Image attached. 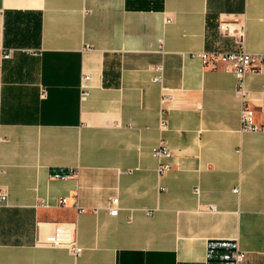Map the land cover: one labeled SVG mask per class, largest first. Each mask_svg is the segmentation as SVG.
Masks as SVG:
<instances>
[{"label":"crops","instance_id":"crops-1","mask_svg":"<svg viewBox=\"0 0 264 264\" xmlns=\"http://www.w3.org/2000/svg\"><path fill=\"white\" fill-rule=\"evenodd\" d=\"M239 46L264 54V0H0V264H264V66L242 131L233 73L196 56Z\"/></svg>","mask_w":264,"mask_h":264},{"label":"built area","instance_id":"built-area-1","mask_svg":"<svg viewBox=\"0 0 264 264\" xmlns=\"http://www.w3.org/2000/svg\"><path fill=\"white\" fill-rule=\"evenodd\" d=\"M218 28L221 34L232 35V29H230L226 23L219 24ZM11 52L12 50L4 51L2 53V58H10ZM196 56L199 58L204 68L212 70L222 69L226 72L233 73L236 79L235 94L242 100V108L240 111V130L249 132L262 130L263 128L254 124L253 111L248 106L246 101L243 100L246 97V90L244 86L245 74L248 72L258 71L262 66H264V54L247 53L241 46H239L235 50L202 51L196 53ZM154 70L156 74L152 78V81L160 83L162 81V66H155ZM162 127H164V124ZM152 154L159 162L156 167L157 174L163 175L168 172L171 167L168 160L172 155L165 142H159L152 149ZM5 200L6 194L0 189V204H2ZM61 203H63V201ZM118 210V198H110L106 206L107 213L111 216H116ZM78 211L82 212L83 209L78 208ZM41 243L52 247L68 248L75 255H78L81 252V248L76 244L75 229L74 227L68 225L55 224L52 227V231L41 240ZM244 259L245 253L235 250L231 254V262L228 264H241Z\"/></svg>","mask_w":264,"mask_h":264},{"label":"trees","instance_id":"trees-1","mask_svg":"<svg viewBox=\"0 0 264 264\" xmlns=\"http://www.w3.org/2000/svg\"><path fill=\"white\" fill-rule=\"evenodd\" d=\"M162 1V0H161Z\"/></svg>","mask_w":264,"mask_h":264}]
</instances>
